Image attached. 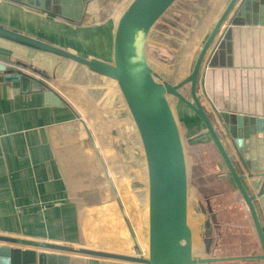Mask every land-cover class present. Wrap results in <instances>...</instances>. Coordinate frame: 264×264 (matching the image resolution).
Here are the masks:
<instances>
[{
	"label": "crops",
	"instance_id": "obj_1",
	"mask_svg": "<svg viewBox=\"0 0 264 264\" xmlns=\"http://www.w3.org/2000/svg\"><path fill=\"white\" fill-rule=\"evenodd\" d=\"M130 1L92 0L81 21L74 23L25 6L22 0H0V25L111 63L116 24ZM227 1L175 7L171 21L161 22L155 30L161 37L155 48L165 60L160 61L179 64V77H186L185 67H193ZM255 14L256 20L260 14ZM81 40L86 42L78 46ZM231 61V67L201 68L197 95L203 107L211 112V104L219 111L264 118V13L262 25L232 28ZM0 65L6 68L0 72V236L146 255V170L134 124L115 82L74 62L3 40ZM8 73L44 83L67 106L47 105L45 89L34 88L32 81L11 84L3 80ZM225 180L212 182L216 192L209 201L219 223L228 225L225 255L257 254L245 207ZM192 194L189 221L195 225L201 216L194 217L192 208L201 199ZM241 220L246 232L240 228ZM198 246L196 256L202 251Z\"/></svg>",
	"mask_w": 264,
	"mask_h": 264
},
{
	"label": "water",
	"instance_id": "obj_2",
	"mask_svg": "<svg viewBox=\"0 0 264 264\" xmlns=\"http://www.w3.org/2000/svg\"><path fill=\"white\" fill-rule=\"evenodd\" d=\"M90 1L22 0V3L77 23ZM202 1L206 0H131L116 24L111 63L82 57L0 25V40L74 62L115 82L139 139L147 189L146 255H116L0 236V264H217L234 260L264 264V118L219 111L209 104L210 112L197 95L201 68L205 71L232 66V28L263 24L264 0H228L202 44L192 70L177 83L160 79L149 62L148 47L157 45L161 38L155 36L157 26L163 21L170 22V15L180 3L186 7ZM257 12L260 16L255 20ZM5 71V66L0 65V72ZM3 78L11 84L17 80L28 84L32 81L34 88L45 89L43 98L47 105L67 106L55 91L40 81L9 73ZM183 88L188 89L187 95L182 93ZM168 97L185 105L205 129L222 165L221 174L228 178L245 207L259 249L257 254L225 255L228 225L219 223L209 200H205V206L196 201L192 210L194 217L201 216V220L190 224L188 167L182 134ZM240 225L246 232L242 220ZM198 245L202 251L196 256L194 250L197 251Z\"/></svg>",
	"mask_w": 264,
	"mask_h": 264
},
{
	"label": "rangeland",
	"instance_id": "obj_3",
	"mask_svg": "<svg viewBox=\"0 0 264 264\" xmlns=\"http://www.w3.org/2000/svg\"><path fill=\"white\" fill-rule=\"evenodd\" d=\"M84 42H86V41L81 40V42L78 43L77 45L82 46L84 44ZM89 49L91 50V52H93V50H95L94 47H87V50H89ZM198 52L196 54V57L198 55ZM89 53H90V51H89ZM148 54H149V62L151 64V66L153 67V70L157 73V75L159 76L160 79L165 80L171 84H175L176 82L180 81L181 79H183L185 77L184 75H181L179 77V74H178V72H180L179 64L176 65L177 67L175 65L169 64V63L167 65V63H163L162 61H160V59L158 57L154 56L151 52H149ZM91 56H88L87 58H89ZM69 67L70 66H67L68 69H69ZM185 68H186V70L184 68L183 69H184V72H186L187 74H189L190 71L192 70V68L190 69V67H185ZM172 71H174V73L170 74ZM181 73L185 74L182 72V70H181ZM185 87H188V85H186ZM182 93L187 95L188 89L183 88ZM198 96H199V94H198ZM168 101H169V104H170L171 109L173 111V114L175 116V120L177 121L179 130L181 129L182 142L184 144V152H185V150L187 151V158H185L187 167H188L189 162H190L189 158L192 157L190 155V151H193V153L195 155L194 159L197 162H200L201 159L205 160L206 163L208 162L207 163L208 167L212 166V162H210V161L215 160V158H216V160L218 159V163H219L220 162L219 157L217 156L216 151L212 147V145L209 141L208 135L205 132V129L202 127L201 123L196 119V117L192 114V112L189 111V109H187L185 107V105L180 103L175 98L168 97ZM183 116L185 117V119ZM184 120H186V121L183 122ZM194 143H198L199 145L195 148H190V146L194 145ZM126 154L128 155L127 152H126ZM200 154L205 155V157L200 155ZM129 155L131 156L130 153H129ZM132 166H134L133 163H132ZM219 166H221V165H219ZM219 166H218V168H219ZM220 168L214 172V177L216 176V174H219V178H217V179L222 180V181H226L225 178L223 177V175L221 174L222 170ZM212 169H215V168L212 166ZM187 170H188V168H187ZM192 193H193L192 189L188 188V198H189L190 203L192 202V199H193ZM229 252L230 251H228V253ZM234 263H237V262H234Z\"/></svg>",
	"mask_w": 264,
	"mask_h": 264
},
{
	"label": "trees",
	"instance_id": "obj_4",
	"mask_svg": "<svg viewBox=\"0 0 264 264\" xmlns=\"http://www.w3.org/2000/svg\"><path fill=\"white\" fill-rule=\"evenodd\" d=\"M159 49L155 48L154 45H150L148 47V52H151L154 56H157L159 59H163L162 57H159L158 52ZM163 61H165L163 59ZM198 144L194 143V145H191L190 148L197 147ZM203 146V145H202ZM186 147V146H185ZM190 162L188 165V187L193 190V192L197 196H204L206 200H211L212 196H214V193L216 192V189H212V182L215 181V178H219V174H216L214 177V172L217 171L219 168L214 161H212V166L215 169H212V166L208 167L206 165L205 160H202L200 162H197L194 159V153L193 151H190ZM185 156L187 158V151L185 150ZM212 169V170H211ZM218 180V179H217ZM214 184V183H213ZM225 187H222V190Z\"/></svg>",
	"mask_w": 264,
	"mask_h": 264
},
{
	"label": "flooded vegetation",
	"instance_id": "obj_5",
	"mask_svg": "<svg viewBox=\"0 0 264 264\" xmlns=\"http://www.w3.org/2000/svg\"><path fill=\"white\" fill-rule=\"evenodd\" d=\"M198 144V143H197ZM199 145V144H198ZM200 155H202V156H204L205 157V155H203V154H200ZM214 161V163H216L217 164V166H219V164H220V162L218 163V159L216 160V158H215V160H213ZM210 162H212V161H210ZM208 163V162H207ZM207 163H206V165H207ZM219 168H220V166H219ZM199 197V199H201V202L203 201H205L206 199L204 198V196H198ZM193 200H194V198H193ZM193 200H192V202H193ZM191 202V203H192ZM190 202H189V198H188V206L191 204ZM205 203V202H204ZM205 206V205H204ZM189 214H191V211L189 210ZM232 239V238H231Z\"/></svg>",
	"mask_w": 264,
	"mask_h": 264
}]
</instances>
